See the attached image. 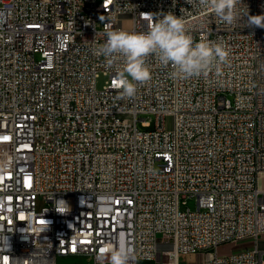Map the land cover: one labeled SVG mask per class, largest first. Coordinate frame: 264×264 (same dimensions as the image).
I'll return each instance as SVG.
<instances>
[{"label": "built area", "instance_id": "1", "mask_svg": "<svg viewBox=\"0 0 264 264\" xmlns=\"http://www.w3.org/2000/svg\"><path fill=\"white\" fill-rule=\"evenodd\" d=\"M238 11L227 25L198 0H0V264H110L121 238L131 264H264V28L248 23L264 0ZM168 12L227 63L183 79L149 55L151 79L121 97L106 32Z\"/></svg>", "mask_w": 264, "mask_h": 264}, {"label": "clouds", "instance_id": "2", "mask_svg": "<svg viewBox=\"0 0 264 264\" xmlns=\"http://www.w3.org/2000/svg\"><path fill=\"white\" fill-rule=\"evenodd\" d=\"M198 3L227 25L239 19L241 0H198ZM248 23L264 28V16H249ZM97 54L103 55L109 63L122 59V67L117 70L112 83L114 88L122 89L121 97L134 96L137 83L151 79L146 64L149 55H155L165 67L171 65L172 75L183 79L206 76L213 70L219 74L229 57L227 49L217 42L207 39L195 42L183 18L172 12L160 14L147 32L107 31L106 41ZM133 259L132 247L121 238L110 252V264H131Z\"/></svg>", "mask_w": 264, "mask_h": 264}, {"label": "rangeland", "instance_id": "3", "mask_svg": "<svg viewBox=\"0 0 264 264\" xmlns=\"http://www.w3.org/2000/svg\"><path fill=\"white\" fill-rule=\"evenodd\" d=\"M103 77L99 78L97 80V85L98 87L101 86V84L104 82ZM140 117H143L144 115H139ZM137 125L139 126V128H141V124L140 121H138ZM186 207H189L191 210L195 209V200L194 198H187L186 200V205H182L181 209H186ZM242 243H239L238 245H236L235 248H233V250H237L238 248H242ZM165 248H169V245H165ZM229 249V247L227 245L225 246H220L218 249V253L222 254L225 253L227 250ZM201 255H205V256H212L213 255V249L209 248L206 249L205 251H203L201 253ZM196 258L195 254H187L185 256H182V260H184L185 262H192L194 261ZM161 260H163V258H161ZM55 264H92V258L90 256H58L56 257L55 260ZM137 264H159L156 263V259L155 260H144L141 259L138 261Z\"/></svg>", "mask_w": 264, "mask_h": 264}]
</instances>
